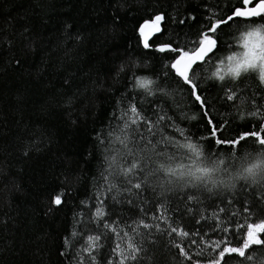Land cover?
Masks as SVG:
<instances>
[{
	"label": "trees",
	"instance_id": "16d2710c",
	"mask_svg": "<svg viewBox=\"0 0 264 264\" xmlns=\"http://www.w3.org/2000/svg\"><path fill=\"white\" fill-rule=\"evenodd\" d=\"M238 4L239 0H0V264H119L121 256L113 249L120 244L127 255L129 238L141 251L125 264H207L215 256L207 242L225 235L213 212L226 209L219 214L221 227L231 224L233 246L242 239L234 222L249 215L244 207L250 209V222L264 218V181L237 178L247 161L264 154V145L249 137L233 149L204 139L210 128L201 106L169 67L175 54L156 50L169 42L193 47L211 19L230 14ZM157 15L163 16L161 33L145 49L139 28ZM259 24L264 18L238 19L225 26L217 33L220 47L199 66L196 80L215 122H228L225 137L264 124L260 117L248 115L257 107L264 112V86L256 74L235 82L240 92L235 101L226 96L232 82L211 77L220 59L241 50L240 33ZM137 78L153 81L151 93L136 86ZM132 104L153 122L165 117L153 129L155 136L140 126L147 139L127 130L134 153L145 156L151 149L148 139L155 143L161 134L180 142L190 137L206 155L227 161V168L213 177L216 186L174 177L168 184V177L155 172L160 163L156 159L141 160L144 171L134 176L119 175L121 166L139 158L121 159L117 153L126 152L116 138L124 136V113ZM110 156L117 158L111 175L106 159ZM127 179L142 182V189L125 191L130 187ZM112 184L116 187L109 191ZM58 193L63 194L59 206L52 202ZM189 195L196 199L189 202ZM101 201L106 215L97 219L95 209ZM162 213L166 219H154ZM140 220L152 227L144 228ZM105 222L119 235L105 228ZM170 226L190 236L170 233ZM197 231L199 235H192ZM96 235L101 238L93 261L83 249L87 237ZM178 243L192 255L191 261L180 254ZM249 251L264 259V249ZM229 264L253 262L233 254Z\"/></svg>",
	"mask_w": 264,
	"mask_h": 264
},
{
	"label": "snow or ice",
	"instance_id": "6c2138e0",
	"mask_svg": "<svg viewBox=\"0 0 264 264\" xmlns=\"http://www.w3.org/2000/svg\"><path fill=\"white\" fill-rule=\"evenodd\" d=\"M253 18H264V0H239L238 6H234L231 13L219 18L211 19L206 30L199 34V38L193 41V47L189 48L187 46L181 47L179 45L173 46L171 42L159 45L156 50L160 53H174L172 56V63L169 67L174 70L175 74L183 80L184 84L188 85L191 89V94L197 101L203 111L204 117L207 119V124L210 128L209 135L204 139H214L215 145L217 146H231L235 149L237 146H241L242 141H246L249 137H254L256 142L260 145H264V124H261L258 129L251 131H243L238 133L235 137H225L224 133L227 126V121L215 122V117L211 114V106L207 103V97H204L200 85L197 83V74L201 71L199 67L203 63H206L210 58V53H214L218 47L221 45V38L217 35L218 32H223L225 26L230 27L232 23L236 22L238 19H243L245 21L252 20ZM163 20V16L157 15L154 19L146 21L140 28V34L143 37V44L145 48L151 47L149 44L150 33H155L160 31V21ZM238 46L240 51H233L231 54L227 55L225 58L220 59L219 63L216 65L215 70L211 73V77L220 82L226 80L232 82L233 86L228 87L226 93L227 99L229 101H235L240 98L239 85L235 82L241 81L242 77H247L249 74H256V78L259 84L264 86V24H259L254 27L248 28L247 30L240 33L238 38ZM153 81L146 78H137L136 86L151 93V85ZM255 104V100H252ZM127 120L124 123V136L123 138L117 137V141L126 149V152L120 153L117 150L118 155L121 159H126L127 156L132 155L134 158L130 164L127 166H121L119 168V175L125 178L134 176L137 174V170L143 172L144 168L141 166V160H159L157 169L155 172L162 173L164 176L168 177V184H172L173 180L171 178H176V180H185L188 178V183L199 182L200 185L207 187L208 184L216 186L217 182L213 179L214 175L227 168V161L225 159L217 157L213 159L211 155H206L203 146L200 143L193 142L190 137H185L184 142L177 141L173 137L161 134L160 138L153 143L152 140L148 139V145H151L150 152H146L145 156L140 157L139 152L134 153L131 148H129V143L131 137L128 134V129L132 130L133 134H139L140 139H147L144 135L141 125L146 126V131L148 134L155 136L156 132L153 131L161 121L165 119L164 116H159L155 122L151 121L147 117L143 116L141 111L132 104L129 106L127 112L124 113ZM249 116L260 117L264 120V112L261 111L260 107L255 108L254 111L248 112ZM195 118V117H193ZM244 118V114L241 113V119ZM133 126H136L133 128ZM181 136L184 133L181 132ZM157 145L159 148L157 149ZM174 148L175 151L169 153V148ZM141 151H145L141 149ZM109 164V174H112L114 166L117 164L116 156L106 157ZM184 161H188L185 163ZM153 172V174H155ZM239 179L252 180L253 183L264 181V154L256 156L254 159L247 161L242 167L240 173H238ZM108 177H105L107 181ZM127 184L130 187L126 188L125 191L132 193V190H141L143 187L142 182H133L132 179H127ZM234 186V185H233ZM116 185L112 184L109 191L115 188ZM119 191V190H118ZM211 191V189H209ZM62 193H58L53 198V203L57 206L61 205ZM196 199L193 195H189L187 200L190 202ZM132 203V200H128ZM231 203V201H229ZM101 206L96 207L95 217L97 219H103L106 215L105 209L103 207V201L100 202ZM163 208V205H161ZM166 211V209H165ZM188 211H192L191 208ZM226 209L221 207L218 211L212 213V218L218 221L217 228L225 233L224 236L217 240L207 242L208 247L211 248L212 252L215 253L207 264H229V259L233 254L238 255L246 261H252L253 264H264V259L255 256L250 253L249 250H255L257 248L264 249V218H259L254 222H250V209L247 207L243 208L244 213H249L245 216L243 222L236 221L235 232H242L241 241L237 242L238 246H233V240L228 235L232 231L231 224L221 227L224 224L223 220L220 218V213L225 212ZM232 216L240 215L239 212H232ZM202 219L204 217H201ZM154 219H166L162 213L160 217H154ZM139 225L144 228L152 227V225L144 223L143 220L139 221ZM105 228L111 229L113 232H117L116 228L105 222ZM159 228V225H156ZM135 231V229H133ZM170 233H176L181 237H189L190 233L184 231L183 228L171 227ZM75 235V234H74ZM127 232L124 236H128ZM192 235H199V232L193 233ZM100 236H88L87 242L88 246L83 249L84 252L95 260V256L92 253L96 248L99 247ZM203 240V237H201ZM67 243V241H66ZM192 244H196V240H191ZM176 247L180 249V254L187 260H192V255L181 246V244H176ZM127 248L129 253L124 254V250L121 248L120 244L116 245L113 251H118L121 259L119 264H125V261L136 260L137 254L141 251L132 239L129 238ZM203 251V250H202ZM201 252L196 253V255H201ZM111 264V262H109ZM194 264H201L199 260L194 261Z\"/></svg>",
	"mask_w": 264,
	"mask_h": 264
},
{
	"label": "water",
	"instance_id": "95a60500",
	"mask_svg": "<svg viewBox=\"0 0 264 264\" xmlns=\"http://www.w3.org/2000/svg\"><path fill=\"white\" fill-rule=\"evenodd\" d=\"M160 24H161V21H160ZM143 25V24H142ZM141 25V26H142ZM141 28V27H140ZM140 28H139V34H140ZM161 33V25H160V31L159 32H155V33H150L149 35H150V38H149V43L151 42V40L154 38V37H156V36H158L159 34ZM140 38H141V43H142V46H143V48H145L144 47V44H143V37L141 36V34H140ZM145 49H148V48H145ZM211 54V53H210ZM209 54V55H210Z\"/></svg>",
	"mask_w": 264,
	"mask_h": 264
}]
</instances>
